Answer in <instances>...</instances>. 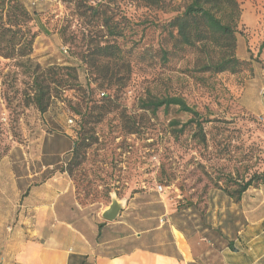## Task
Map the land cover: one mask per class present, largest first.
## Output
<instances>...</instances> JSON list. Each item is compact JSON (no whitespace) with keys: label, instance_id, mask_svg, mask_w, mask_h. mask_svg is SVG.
<instances>
[{"label":"rangeland","instance_id":"374dc122","mask_svg":"<svg viewBox=\"0 0 264 264\" xmlns=\"http://www.w3.org/2000/svg\"><path fill=\"white\" fill-rule=\"evenodd\" d=\"M18 1L34 41L29 56L0 57V164L23 176L50 148L64 152L53 172L71 180L82 215L104 220L117 199L121 220L138 230L142 217L154 226L164 217L194 244L222 248L244 210V195H230L235 183L264 173V0H237L236 73L205 71L226 52L217 43L190 48L172 37L168 25L190 0ZM104 43L119 46L122 60L91 56ZM35 81L49 88L44 113ZM167 95L208 121L205 142L177 107L143 109Z\"/></svg>","mask_w":264,"mask_h":264},{"label":"crops","instance_id":"0c3cea01","mask_svg":"<svg viewBox=\"0 0 264 264\" xmlns=\"http://www.w3.org/2000/svg\"><path fill=\"white\" fill-rule=\"evenodd\" d=\"M63 154L50 148L23 176L0 164V264H264V185L244 194L225 244L210 249L164 217L156 226L142 217L138 230L124 213L114 222L82 215L71 180L53 172Z\"/></svg>","mask_w":264,"mask_h":264},{"label":"trees","instance_id":"16d2710c","mask_svg":"<svg viewBox=\"0 0 264 264\" xmlns=\"http://www.w3.org/2000/svg\"><path fill=\"white\" fill-rule=\"evenodd\" d=\"M148 7H160L163 0H138ZM0 57L10 59L14 56L26 57L32 52L34 36H29L25 29L31 20L27 10L18 0H0ZM241 15V10L237 0H190L185 11L171 20L168 27L176 33L171 35L178 45L183 47H195L198 44L207 42L217 43L226 52L216 63H209L205 66V71L212 73H236L243 65L235 55L237 21ZM106 27L109 25L106 23ZM19 28V30H13ZM117 35L112 32V36ZM17 39V43H15ZM19 46V47H18ZM18 47V48H17ZM91 56H100L102 59L122 60L121 49L115 44H99L91 52ZM89 64V62H88ZM76 73L74 67H67ZM102 73H105L103 80L107 79L109 66H102ZM56 83V82H54ZM34 103L42 113L48 108L49 88H45L38 81H35ZM177 107L180 112L190 114L193 118L190 123L196 124V133L199 134L202 142L206 141L204 124L207 120H202L200 113L186 100L179 96L149 98L143 103V109L152 111L154 114L160 109L168 110ZM79 152V150H77ZM79 154V153H78ZM237 188L230 192V195L240 199L248 190L259 188L264 185V173L253 174L250 178H244L235 183Z\"/></svg>","mask_w":264,"mask_h":264},{"label":"water","instance_id":"95a60500","mask_svg":"<svg viewBox=\"0 0 264 264\" xmlns=\"http://www.w3.org/2000/svg\"><path fill=\"white\" fill-rule=\"evenodd\" d=\"M122 210V204L117 199H113L110 206L102 213V218L106 221L114 222L120 216Z\"/></svg>","mask_w":264,"mask_h":264},{"label":"built area","instance_id":"2783aa9c","mask_svg":"<svg viewBox=\"0 0 264 264\" xmlns=\"http://www.w3.org/2000/svg\"><path fill=\"white\" fill-rule=\"evenodd\" d=\"M70 123H72V121H70ZM163 189V187L159 186L158 190L161 191Z\"/></svg>","mask_w":264,"mask_h":264}]
</instances>
